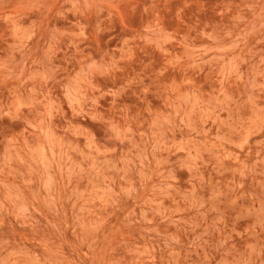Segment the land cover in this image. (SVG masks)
<instances>
[{
  "label": "rangeland",
  "instance_id": "374dc122",
  "mask_svg": "<svg viewBox=\"0 0 264 264\" xmlns=\"http://www.w3.org/2000/svg\"><path fill=\"white\" fill-rule=\"evenodd\" d=\"M0 264H264V0H0Z\"/></svg>",
  "mask_w": 264,
  "mask_h": 264
}]
</instances>
